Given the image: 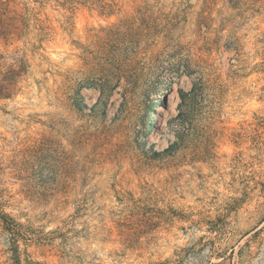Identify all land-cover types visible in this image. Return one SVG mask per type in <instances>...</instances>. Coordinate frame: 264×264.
<instances>
[{"label":"rangeland","instance_id":"rangeland-1","mask_svg":"<svg viewBox=\"0 0 264 264\" xmlns=\"http://www.w3.org/2000/svg\"><path fill=\"white\" fill-rule=\"evenodd\" d=\"M8 84L0 264H264V0H0Z\"/></svg>","mask_w":264,"mask_h":264},{"label":"trees","instance_id":"trees-1","mask_svg":"<svg viewBox=\"0 0 264 264\" xmlns=\"http://www.w3.org/2000/svg\"><path fill=\"white\" fill-rule=\"evenodd\" d=\"M11 87L12 86H10V84H8V85H3V86H1L0 88H1V90H4V91H9L10 89H11ZM5 215H3V217H4Z\"/></svg>","mask_w":264,"mask_h":264}]
</instances>
